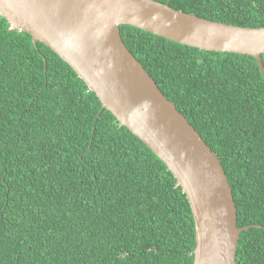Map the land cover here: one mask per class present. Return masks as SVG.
Masks as SVG:
<instances>
[{
	"label": "trees",
	"instance_id": "1",
	"mask_svg": "<svg viewBox=\"0 0 264 264\" xmlns=\"http://www.w3.org/2000/svg\"><path fill=\"white\" fill-rule=\"evenodd\" d=\"M155 1L264 27V0ZM120 32L222 165L237 225L247 227L235 264H264V78L256 60L128 25ZM195 246L189 202L165 164L64 61L0 16V264H192Z\"/></svg>",
	"mask_w": 264,
	"mask_h": 264
},
{
	"label": "water",
	"instance_id": "2",
	"mask_svg": "<svg viewBox=\"0 0 264 264\" xmlns=\"http://www.w3.org/2000/svg\"><path fill=\"white\" fill-rule=\"evenodd\" d=\"M0 16L64 61L101 106L165 164L193 215L192 264H235L247 227L237 225L222 165L125 46L120 26L200 50L249 55L263 78L264 27L215 22L155 0H0Z\"/></svg>",
	"mask_w": 264,
	"mask_h": 264
}]
</instances>
